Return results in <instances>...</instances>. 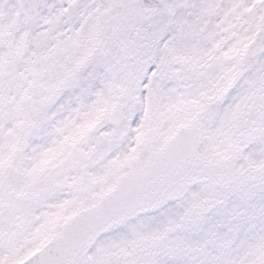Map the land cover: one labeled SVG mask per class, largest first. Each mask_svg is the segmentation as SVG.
Instances as JSON below:
<instances>
[{
  "label": "snow or ice",
  "instance_id": "6c2138e0",
  "mask_svg": "<svg viewBox=\"0 0 264 264\" xmlns=\"http://www.w3.org/2000/svg\"><path fill=\"white\" fill-rule=\"evenodd\" d=\"M0 264H264V0H0Z\"/></svg>",
  "mask_w": 264,
  "mask_h": 264
}]
</instances>
